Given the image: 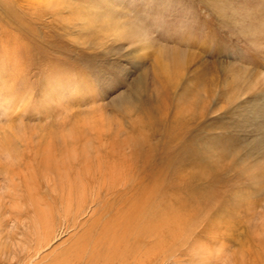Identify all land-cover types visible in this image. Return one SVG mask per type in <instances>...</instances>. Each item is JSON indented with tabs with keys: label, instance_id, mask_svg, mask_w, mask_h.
I'll return each instance as SVG.
<instances>
[{
	"label": "rangeland",
	"instance_id": "obj_1",
	"mask_svg": "<svg viewBox=\"0 0 264 264\" xmlns=\"http://www.w3.org/2000/svg\"><path fill=\"white\" fill-rule=\"evenodd\" d=\"M162 156L163 196L197 164L223 170L209 214L151 264H204L205 234L225 260L264 264V0H0V264H67L72 238L120 201L95 186L133 187Z\"/></svg>",
	"mask_w": 264,
	"mask_h": 264
},
{
	"label": "bare ground",
	"instance_id": "obj_2",
	"mask_svg": "<svg viewBox=\"0 0 264 264\" xmlns=\"http://www.w3.org/2000/svg\"><path fill=\"white\" fill-rule=\"evenodd\" d=\"M136 145H139V143L136 142L134 147H136ZM174 151L178 152V156H180L181 153L186 152L187 149L185 146H180ZM141 154L139 157L143 158ZM47 157L48 158L45 159L46 161L44 160V170H52L58 167L56 170L59 172L57 173L61 176L64 174L69 176L68 170L64 168L66 167V161L65 163L63 161L61 167V165H57L55 158L52 160L51 156ZM148 162L149 159L146 158L140 166L145 172L148 170ZM159 162V167L157 166L158 168L155 171H152L150 174L147 173L148 175L142 177L140 180H134L136 185L133 187L126 188L128 187L127 184L129 181L122 184L115 180L114 176H110V184H108L106 182L107 179H105L95 186L96 188L94 187L95 189H93V192L96 196L101 194L102 189L106 186V191L108 193L110 191L116 193V197H120V201L113 210L108 208V204L105 205L102 203V208L96 210L99 211V217L95 219L93 225L86 226L84 231L76 234V236L72 238L71 247L66 253L67 257L65 260L67 264H151L150 259L145 256H148L149 253H160L161 250L165 252L169 243H173V240H175L176 234L183 235L187 233L193 226L201 222L200 219L202 217L209 214L210 207L218 196L217 190L215 189L217 186L216 183L218 182L217 176L213 173L221 172L223 167L211 161L197 164L202 168L201 173L194 172L190 174L189 177H187V181H185L186 178L182 179L185 175L180 176L177 180L181 183L183 181V183L180 184L181 187H175L174 189L167 188L163 196L162 191L166 181L164 176L168 174V171L171 172V166H173V164L171 158L166 156H162ZM191 166L192 162L189 163L188 167L191 168ZM52 173H54V171H52ZM161 174L162 176L160 177ZM156 177L159 179L157 180ZM86 179L87 178L84 179L83 174L82 177L79 176L80 182L74 181L75 187H79L82 191L85 190V194L87 189L85 185L82 187L80 184ZM115 184L122 185L123 189H117ZM166 194H168L170 198L166 197ZM82 207L84 208V206ZM69 217L67 216V218L64 219L66 220V229L78 227L76 224L78 218L70 219ZM51 219L49 218L46 221L48 223L47 226L55 230V221ZM52 222L54 223L52 224ZM51 233L48 232L45 234L46 237L43 238V241L38 242L39 244L38 247L36 246L37 250H34V255H37L38 251L49 243L48 238L52 235ZM220 236L221 235L209 238L205 234V238L209 240V242L207 241V244H204L205 247L204 245L201 247L202 250H200V252L194 249L195 253L197 254L198 252V254L201 253L204 256L202 259V263L204 264H238V256H232L229 260H225V254L222 253V250L223 248H227L220 244L222 238V236ZM195 241L197 242L198 240ZM212 243L218 244V249L211 250L210 245ZM31 253L29 254L30 256H28V262L34 256ZM250 256L254 260L261 262L262 256L259 251L251 252Z\"/></svg>",
	"mask_w": 264,
	"mask_h": 264
}]
</instances>
